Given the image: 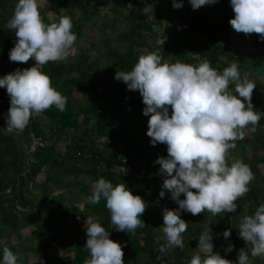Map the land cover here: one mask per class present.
Here are the masks:
<instances>
[{
	"label": "trees",
	"instance_id": "16d2710c",
	"mask_svg": "<svg viewBox=\"0 0 264 264\" xmlns=\"http://www.w3.org/2000/svg\"><path fill=\"white\" fill-rule=\"evenodd\" d=\"M111 1L114 15L100 23L99 47L96 41L91 42L81 48L76 62H49L41 69L50 76L52 86L67 98L65 111L53 106L41 116L32 117L23 132L8 134L5 116L10 108V97L6 88H0V264H3L4 248L17 256V264H31V259L38 260V264H84L90 258L89 250L84 247L88 238L84 228L87 216L97 218L110 232V239L123 246L124 264H190L195 254L204 256L199 253L198 244L206 227L212 229L213 250L232 261L239 250L247 246L239 236L242 217L254 215L264 204V174L257 167L264 162V154L259 153L264 151V113L256 112L260 116L256 130L252 131L253 126L249 124L244 129V139H237L236 147L228 153L229 166V157L237 150L254 175L248 185L249 191L235 202L236 210L215 216L208 211L195 216L181 211V218L188 223L182 234L184 247L173 246L161 252V245L166 244V240L159 239L157 243L163 235L160 228L164 223L158 199L165 200L167 191L161 198L162 187L158 188L153 178H125L116 167L126 163L154 171L160 168L155 161L161 156L167 158V145L157 143L152 146L147 135L150 116L143 114L146 105L140 92L129 90L127 84L115 79L117 70L131 71L139 57L147 54L146 48L149 53L158 52L169 63L179 61L197 66L206 59L212 68L222 73L239 52L238 46L231 49L228 45L232 38L227 19L232 14L235 16L234 12L227 15L230 0H220L222 16L217 19L202 7L193 10L189 0H183V7L179 9L173 7V0ZM105 2L85 0L84 22L98 17ZM129 3L133 5L131 9ZM141 3L153 4V18L141 11ZM16 4L15 0H0V78L17 68L23 70L34 66L30 61L16 63L9 59L16 36L7 24L14 13L10 8ZM53 4L68 7L69 0H53ZM46 9H42L41 15L49 23L48 16L43 13ZM157 18L161 20L157 21ZM120 22H124L125 29L118 34L110 33L108 27L116 29ZM173 23L177 26L172 30ZM157 25H163L161 35L167 38L163 43L148 39L160 34ZM82 29L83 23L72 31L79 37ZM251 37L254 48L246 53L239 52L244 56L238 59L242 78L248 61L256 60L261 64L255 52H261L264 41L256 33ZM250 80L256 84V89L264 87L263 81ZM234 87L230 83L229 91L233 94ZM77 92H81L83 101L77 100ZM259 100L252 95L254 109ZM247 130L253 134L250 140ZM68 132L72 137L65 136ZM34 135L51 144L32 149ZM102 137L105 139L99 146L97 140ZM60 140L69 141L65 151L56 146ZM250 151L251 159L248 158ZM42 173L46 174L45 178L39 179ZM100 178L113 186L125 183L134 195L144 199L147 208L140 218L145 222L143 227L134 232L117 231L111 225L106 201L102 198L98 204L88 202L92 185ZM31 182L35 187L42 186L41 194H27ZM51 184L61 191L52 193ZM74 186L78 188V194L73 193ZM151 186L152 191L148 192ZM180 198L185 196L182 194ZM64 199L68 200V205ZM178 208L176 202H170V209ZM27 229L30 231L26 232ZM226 229H231L227 240L223 237ZM14 237L16 240L9 242ZM230 244L234 245L233 251L226 252Z\"/></svg>",
	"mask_w": 264,
	"mask_h": 264
},
{
	"label": "clouds",
	"instance_id": "9594fccd",
	"mask_svg": "<svg viewBox=\"0 0 264 264\" xmlns=\"http://www.w3.org/2000/svg\"><path fill=\"white\" fill-rule=\"evenodd\" d=\"M217 2L189 0L193 10ZM230 3L235 13L231 27L237 33L259 34L264 41V0ZM43 5L44 0H18L7 24L16 36L10 61L27 63L34 58L36 62L33 67L17 68L0 78V88H6L10 97L5 128L8 134L23 132L32 117L41 116L53 106L61 112L66 110L67 98L52 86L50 76L41 69L49 62L67 59L77 36L69 16L59 14L58 22L46 23L40 12ZM132 7L129 3L128 8ZM150 7L153 8L149 5L144 11ZM173 7L182 8L183 0H173ZM238 64L233 61L220 73L206 59L197 66L169 63L153 51L141 55L131 71H116L115 79L127 84L129 90H138L143 98V114L150 116L147 135L152 146L167 145V158L161 156L155 161L160 165V174L166 177L159 196L163 198L165 191L170 192L179 208L163 210V235L157 243L164 239L166 244L161 245V252L173 246L184 247L182 234L188 223L181 218V211L193 216L205 211L214 216L225 211L232 213L237 207L235 202L249 191L248 185L254 179L249 165L235 160L229 166L227 159L229 150L236 147L234 142L244 139V129L251 124L255 131L260 120L252 105L256 84L247 75L241 77ZM230 83L235 86V94L229 91ZM92 188L88 202L98 204L103 198L111 225L117 231L134 232L145 225L140 218L147 203L125 183L113 186L100 178ZM182 194L184 199L180 198ZM84 228L88 237L84 247L90 252L84 264H124L123 246L110 239V232L97 218L87 216ZM230 236L231 229H226L223 237L227 240ZM239 236L251 248L239 250L238 264H252L249 251L253 258H264V204L254 215L242 217ZM212 240V229L206 227L198 244L204 256L195 254L190 264H235L213 250ZM233 248L230 244L225 251ZM3 264H17V256L8 248H4Z\"/></svg>",
	"mask_w": 264,
	"mask_h": 264
},
{
	"label": "rangeland",
	"instance_id": "374dc122",
	"mask_svg": "<svg viewBox=\"0 0 264 264\" xmlns=\"http://www.w3.org/2000/svg\"><path fill=\"white\" fill-rule=\"evenodd\" d=\"M105 4L101 6L100 11L98 12V17H95L93 20L90 21H86L84 22V16L82 11L84 10V6H85V0H69V6L65 7V6H54L53 4V0H44V5L43 7L40 9V12L42 11V9H44L45 7H47L48 9H46V11H43V13H45L48 16L51 15V19H49V23L51 22H58L59 21V14L65 15V16H69L72 19V23H73V28L72 30L79 24L83 23V29H82V35L77 37L75 44L73 45V51L71 52V54L68 56L67 59L65 60H61L62 62H64L65 64L67 63H74L77 61L79 55H80V50L81 48L88 46L89 44H91V42L96 41L97 42V47H99L101 45V43L99 42L101 37L99 35V26L100 23L103 22L105 19L107 18H112L114 15V12L112 11V7H113V3L111 0H105ZM15 3H18V0H15ZM150 3H141L139 4V8L141 9V11L145 14V15H149L150 18L154 17V7H150L148 9H146L144 11V9L146 7H148ZM16 6V5H15ZM15 6H11V10L14 11ZM202 8H204L208 13H211L215 19L219 18L222 16V8H221V3L220 0L219 2L215 3V4H211V5H205V6H201ZM233 8L231 6V3L229 4V8H228V13L227 15H231L233 13ZM234 18V15L232 14L230 18L227 19V23H228V27H229V32H230V37L232 38V40L229 42V47H231V49H235L237 46V49L239 52L241 53H246L247 51H251L254 47L252 46V37L251 34L250 35H246L244 33H237L230 25V20ZM157 21H160V18L156 19ZM163 22V21H162ZM167 23V21H166ZM177 24L173 23L171 25V29H176ZM163 25H157L156 29L159 31L160 34H158L157 36L153 37V36H149L148 39L150 42H157V43H163L166 41V37H164L163 35H161V33L163 32L162 30ZM109 32L113 33V34H118L120 32H122L125 27H124V22H120L118 23V26L116 29H112L111 27H108ZM177 32V31H176ZM260 48H262L261 52L256 51L255 53H257V57L259 58L261 64L264 63V45H262ZM146 52L147 54L149 53V50L146 48ZM237 53V56L233 61H237L239 62L238 59H242L244 56L241 53ZM34 66H35V60L34 58H31L29 60ZM259 65L257 63L256 60H250L246 63V66L248 67L246 69V71L244 72V75H247V77L249 79H259L261 81L264 82V66ZM238 69L239 65H238ZM235 94V93H234ZM254 97H258L260 98L259 100V104L258 106L254 109L255 112H261L264 113V87H261L259 89H254L253 91ZM236 95L238 96V93H236ZM76 98H78V101H83V95L81 94V92H77L75 94ZM243 99V98H241ZM245 102V101H244ZM7 118V114L5 116ZM94 120V119H93ZM252 127V126H251ZM65 136L67 137H72L71 132H68L65 134ZM253 134L252 132H250L249 130H247V139L250 140L252 138ZM71 139V138H70ZM69 139V141H70ZM105 138H100L97 141V144L99 146L103 145V141ZM68 141V142H69ZM67 140H60L57 142V147L58 149L65 151L66 149V145H67ZM260 154H264V151L259 152ZM251 151L248 153V158L251 159ZM35 159V158H34ZM231 163L234 162L235 160H241L243 161L245 164H248L245 162L244 158L241 156V154L239 153V151L235 150L234 155L229 157ZM249 159V162H250ZM250 164V163H249ZM257 167L259 168L260 172L262 174H264V162H260L259 164H257ZM45 173H42L38 178H45ZM53 189L54 194H58L61 190L58 189L57 186H55L54 184H51ZM73 188H76L75 186ZM43 191L42 186L39 187H35L32 182L30 184V190L27 191V194L29 196H32L34 193L37 194H41ZM74 194H78V188L75 189V191L73 192ZM80 196V195H79ZM67 200V199H66ZM64 199V202L68 205L69 203L68 200L66 201ZM82 200H80L81 203ZM158 201L160 202V207L163 213V210L165 208L170 209V202H168L166 199L165 200H160L158 199ZM30 230H26V232H29ZM15 241V237L12 238L11 240H9V242ZM244 248H246V250H250V246H245ZM62 253H65L64 251H62ZM199 253H201V251L199 250ZM249 256L250 255V251H249ZM252 260V264H264V258L261 257H251L250 258ZM32 262L31 264H38L39 261L38 260H33L31 259ZM235 262V264H238V254L234 257V259L232 260Z\"/></svg>",
	"mask_w": 264,
	"mask_h": 264
},
{
	"label": "built area",
	"instance_id": "2783aa9c",
	"mask_svg": "<svg viewBox=\"0 0 264 264\" xmlns=\"http://www.w3.org/2000/svg\"><path fill=\"white\" fill-rule=\"evenodd\" d=\"M34 145L32 146V149H35L37 146L45 147L48 144H51L50 142H47L43 140L41 137H34ZM116 170L121 173L123 177L132 178V179H145L147 177L154 179V184L161 188L163 185L164 180L166 179L165 176L160 174V168L155 169L154 171H149L144 167H136L132 164H119L116 167ZM159 181V183H158ZM152 191V186L148 189V192ZM166 200L168 202H172L173 199L171 198V193L167 191V198Z\"/></svg>",
	"mask_w": 264,
	"mask_h": 264
},
{
	"label": "crops",
	"instance_id": "0c3cea01",
	"mask_svg": "<svg viewBox=\"0 0 264 264\" xmlns=\"http://www.w3.org/2000/svg\"><path fill=\"white\" fill-rule=\"evenodd\" d=\"M245 216V215H244Z\"/></svg>",
	"mask_w": 264,
	"mask_h": 264
}]
</instances>
